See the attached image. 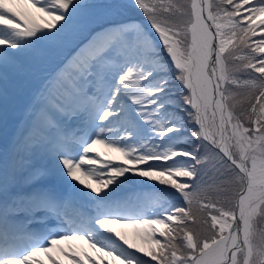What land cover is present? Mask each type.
I'll list each match as a JSON object with an SVG mask.
<instances>
[{"label": "snow or ice", "instance_id": "1", "mask_svg": "<svg viewBox=\"0 0 264 264\" xmlns=\"http://www.w3.org/2000/svg\"><path fill=\"white\" fill-rule=\"evenodd\" d=\"M38 257L264 264V0H0V264Z\"/></svg>", "mask_w": 264, "mask_h": 264}, {"label": "bare ground", "instance_id": "2", "mask_svg": "<svg viewBox=\"0 0 264 264\" xmlns=\"http://www.w3.org/2000/svg\"><path fill=\"white\" fill-rule=\"evenodd\" d=\"M22 105H23V102H20V105L19 106L21 108H22ZM98 151H101L102 152L103 150L102 149H98ZM113 227H115L118 232H120L122 235H124L125 238L128 239V241L130 243L136 245L137 247L145 248V247H142L141 246V244H140V242L138 240H133L131 238L133 229H131V228L130 229L129 228H119V227H116V226H113ZM90 254H92V253H90ZM92 255H95V254H92ZM37 259H45V258L44 257H38ZM45 264H47L46 259H45ZM64 264H68V262L65 261Z\"/></svg>", "mask_w": 264, "mask_h": 264}, {"label": "trees", "instance_id": "3", "mask_svg": "<svg viewBox=\"0 0 264 264\" xmlns=\"http://www.w3.org/2000/svg\"><path fill=\"white\" fill-rule=\"evenodd\" d=\"M120 2L122 3H130L131 0H120ZM146 2H152V0H146ZM181 2H183V0H181ZM125 17H131V18H134V19H142V17L140 16L139 14V11L136 10V9H132L128 12H125Z\"/></svg>", "mask_w": 264, "mask_h": 264}, {"label": "rangeland", "instance_id": "4", "mask_svg": "<svg viewBox=\"0 0 264 264\" xmlns=\"http://www.w3.org/2000/svg\"><path fill=\"white\" fill-rule=\"evenodd\" d=\"M148 183H152V182H148ZM129 229H130V228H129ZM131 238H132L133 240H138V241L140 242V244H141L142 247H145V248L147 247L146 245H144V244L141 242V240H140L139 236L136 234V231H135V230H133Z\"/></svg>", "mask_w": 264, "mask_h": 264}]
</instances>
